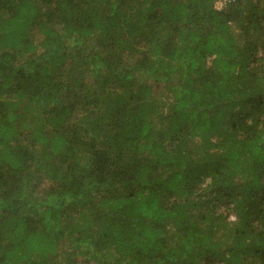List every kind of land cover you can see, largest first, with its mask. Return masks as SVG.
Instances as JSON below:
<instances>
[{"label":"trees","instance_id":"trees-1","mask_svg":"<svg viewBox=\"0 0 264 264\" xmlns=\"http://www.w3.org/2000/svg\"><path fill=\"white\" fill-rule=\"evenodd\" d=\"M0 0V264H264V0Z\"/></svg>","mask_w":264,"mask_h":264},{"label":"rangeland","instance_id":"rangeland-1","mask_svg":"<svg viewBox=\"0 0 264 264\" xmlns=\"http://www.w3.org/2000/svg\"><path fill=\"white\" fill-rule=\"evenodd\" d=\"M224 2H226V0H217L216 1V7H218V8L222 7Z\"/></svg>","mask_w":264,"mask_h":264}]
</instances>
